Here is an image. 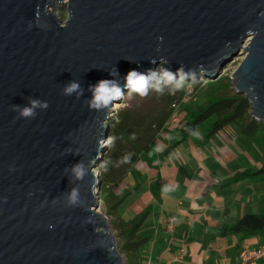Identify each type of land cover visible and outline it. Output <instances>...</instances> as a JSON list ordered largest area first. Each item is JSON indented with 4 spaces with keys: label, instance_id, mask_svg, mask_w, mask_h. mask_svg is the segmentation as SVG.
I'll return each mask as SVG.
<instances>
[{
    "label": "water",
    "instance_id": "1",
    "mask_svg": "<svg viewBox=\"0 0 264 264\" xmlns=\"http://www.w3.org/2000/svg\"><path fill=\"white\" fill-rule=\"evenodd\" d=\"M61 3L0 0V264H126L96 212L93 168L109 144L111 109L90 110L88 86L115 69L123 84L130 69L161 58L173 72L182 65L215 78L242 49L233 88L264 123V0H67L63 22ZM72 81L84 89L79 100L62 93ZM30 98L48 109L19 118L12 105Z\"/></svg>",
    "mask_w": 264,
    "mask_h": 264
},
{
    "label": "crops",
    "instance_id": "2",
    "mask_svg": "<svg viewBox=\"0 0 264 264\" xmlns=\"http://www.w3.org/2000/svg\"><path fill=\"white\" fill-rule=\"evenodd\" d=\"M188 115L193 116L164 117L153 150L148 142L131 155V146H125L112 166L109 198L136 238L130 240L136 243L130 264H238L242 249L264 244V234L224 232L245 214L264 213L254 210L256 188L239 184V172L223 170L218 152L191 145L180 149L186 139L163 135L167 128L180 130ZM162 135L170 144L166 151L158 145ZM262 260L252 264H264Z\"/></svg>",
    "mask_w": 264,
    "mask_h": 264
},
{
    "label": "rangeland",
    "instance_id": "3",
    "mask_svg": "<svg viewBox=\"0 0 264 264\" xmlns=\"http://www.w3.org/2000/svg\"><path fill=\"white\" fill-rule=\"evenodd\" d=\"M66 1L63 0V3L58 4L54 10L62 22L67 18ZM245 45L247 44H243L244 47ZM244 56L243 50L240 49L237 54L223 64V69L217 73L215 78L200 73L194 78H188L187 85L175 93H169L167 90L163 95L150 92L147 98L142 99L135 94L129 96L125 89L122 99L110 107L112 109L115 104L118 106L116 110L108 114L107 120L109 124L108 137L110 140L114 138V141L105 147L103 160L93 170H97L101 180L99 212L109 220V227L117 242L118 251L125 258L126 264H130L131 258H133V243L130 240L136 238L130 232V223L119 218L115 212L114 200L109 198L107 184L112 174V166L124 155L125 146H131L132 152H129L131 155L135 150H142V146L148 142H150L148 145H151L150 149L153 150L156 146L153 142L154 138L158 141L156 133L169 116L176 117L179 113L200 111L212 105L211 114L202 118L192 131L187 134L184 131L185 137H182L181 129L176 131L171 128H167L163 135H168L170 140L173 139L172 137H176V141L180 137L186 139V141L178 143L180 149L191 145L206 153L218 152V163L223 170L230 169L236 174L239 172V184H250L252 191L256 188L257 209L254 208V210L257 212L264 210V177L255 174L264 164V123L251 116V107L247 96L244 93L236 92L233 88L234 77L232 75ZM157 67H163V65L160 63L155 66V68ZM219 68L220 66L214 71L215 74ZM241 97L247 98V104L240 106L235 118L231 119L217 133L209 135L208 128L211 124L222 117L232 115L238 104V99ZM172 104L177 106L172 108ZM164 117L166 120L162 121ZM251 117L257 124L251 123ZM194 118V116L188 115L184 121L192 122ZM163 135L160 138L162 143H158V145L162 151H166V148H170V144L169 142L164 143ZM244 173H246L245 178H243Z\"/></svg>",
    "mask_w": 264,
    "mask_h": 264
},
{
    "label": "clouds",
    "instance_id": "4",
    "mask_svg": "<svg viewBox=\"0 0 264 264\" xmlns=\"http://www.w3.org/2000/svg\"><path fill=\"white\" fill-rule=\"evenodd\" d=\"M162 40V38H160ZM159 50V48H157ZM152 65H156L155 59L151 60ZM169 61L161 58V64H167ZM109 75L113 79H101L95 85H89L88 90L91 93V98L87 99L85 103L90 110L103 111L109 109L116 101H120L125 94V89L129 96L135 94L140 98H147L150 92H155L158 95H163L167 90L169 93H175L180 90L185 81L189 77L195 76V71L189 69L185 71V68L181 65L175 72L171 68L157 67L148 68L144 72L137 69H130L126 76L123 77V84L119 76V72L115 69V72L109 71ZM65 96H72L75 94L77 100L84 95V89L78 81H72L66 85L62 91ZM49 104L47 101H41L38 99H29L28 105H12V110L18 113L19 118L33 119L37 115V109L47 110ZM76 179H83L87 174V170L81 165H77L74 168ZM70 204H76L79 200L78 189L73 188L68 196Z\"/></svg>",
    "mask_w": 264,
    "mask_h": 264
},
{
    "label": "trees",
    "instance_id": "5",
    "mask_svg": "<svg viewBox=\"0 0 264 264\" xmlns=\"http://www.w3.org/2000/svg\"><path fill=\"white\" fill-rule=\"evenodd\" d=\"M187 85V81H185L184 86ZM227 101V100H226ZM223 102V101H222ZM220 103V102H219ZM247 104V98H239L238 104L234 109V113L230 116L222 117L216 121H214L211 126L208 128V134L217 133L223 126H225L231 119L235 118V114L237 113L238 108L240 106ZM212 105L209 107H206L205 109H202L200 111L192 112L193 116L195 117L192 122H185L184 125L181 127V131L183 132L182 137L186 136V134L194 128V126L200 122L202 118L205 116L207 117L209 114H211L210 109ZM201 117V118H200ZM252 120L251 123L257 124L256 121L251 117ZM184 131H186V134L184 135ZM108 137V136H107ZM114 141V138L110 140V144ZM255 174L259 177H264V164H262L259 169L255 172ZM225 231H229L232 233H240L245 236H251V235H260L264 234V213L261 214H245L242 217H240L237 222L232 224L230 227L225 228ZM136 245V243H133V247Z\"/></svg>",
    "mask_w": 264,
    "mask_h": 264
},
{
    "label": "built area",
    "instance_id": "6",
    "mask_svg": "<svg viewBox=\"0 0 264 264\" xmlns=\"http://www.w3.org/2000/svg\"><path fill=\"white\" fill-rule=\"evenodd\" d=\"M176 104H172V108L176 107ZM264 259V244L257 247L256 249H250L245 247L239 254V263L238 264H252L255 261ZM174 261H179V259H174ZM147 264H153L150 261Z\"/></svg>",
    "mask_w": 264,
    "mask_h": 264
},
{
    "label": "bare ground",
    "instance_id": "7",
    "mask_svg": "<svg viewBox=\"0 0 264 264\" xmlns=\"http://www.w3.org/2000/svg\"><path fill=\"white\" fill-rule=\"evenodd\" d=\"M249 39H250V38L248 37V40H249ZM114 103H117V102H114ZM117 107H118V106L115 104V105L113 106V108L111 109L110 112H112L113 110H116ZM105 141H106V143H110V138L107 137ZM94 171L97 172L96 169H95ZM97 173H98V172H97ZM98 174H99V173H98ZM98 201H99V200H98ZM99 208H100V203L98 202L97 207H96V212H99V210H100Z\"/></svg>",
    "mask_w": 264,
    "mask_h": 264
}]
</instances>
